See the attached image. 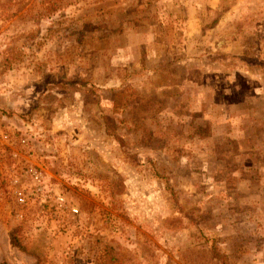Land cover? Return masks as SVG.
I'll use <instances>...</instances> for the list:
<instances>
[{"label": "rangeland", "instance_id": "374dc122", "mask_svg": "<svg viewBox=\"0 0 264 264\" xmlns=\"http://www.w3.org/2000/svg\"><path fill=\"white\" fill-rule=\"evenodd\" d=\"M0 264H264V0H0Z\"/></svg>", "mask_w": 264, "mask_h": 264}]
</instances>
